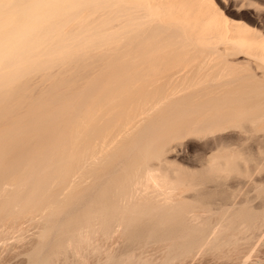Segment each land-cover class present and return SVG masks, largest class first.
<instances>
[{
	"label": "rangeland",
	"instance_id": "obj_1",
	"mask_svg": "<svg viewBox=\"0 0 264 264\" xmlns=\"http://www.w3.org/2000/svg\"><path fill=\"white\" fill-rule=\"evenodd\" d=\"M163 1V6H158L156 0L148 6L157 21L174 28L190 27L185 32L189 39L172 46L171 54L179 52L181 64L186 61L191 63L195 59L191 63L193 68L203 62L209 64L202 74L209 73L212 80L206 83V88L201 92L212 95L210 100L218 103L225 117L215 124L216 129L211 131L214 134H189L184 128L189 117L181 111L197 98L191 93H180L173 99L177 106L176 103L172 106V101H168L150 117L151 123L138 124L132 130L131 137L142 130L148 133L134 154L131 152L123 157L115 153L113 162L103 171L89 176L81 189V197L75 198L66 193V183L54 187V180L66 178V173L61 170L71 150L72 124H77L86 108L97 107L98 102L103 103L112 96L114 100L103 106L96 124H107V129L113 124L118 123V127L126 124L121 111L127 107V103H122L121 97L115 98L119 91V61L98 57V52L102 50L86 45L83 34L75 29L73 22H68L67 12L59 8L56 0H0V188L4 189L0 194V264H32L39 249L47 253L59 243L57 238L61 231L69 234L88 226V212L98 208L104 200L117 210L122 208L123 220L130 224L127 227L119 226L123 229L122 233H113L115 235L109 236L110 239L97 233L95 238L94 233L95 239L91 240L90 245L83 243L80 258L78 254L68 251L54 257L50 264H110L111 261L109 263L106 259L112 253L118 256L119 264H145L142 262L145 260L148 264H264V226H259L264 216V0ZM8 60H16L17 67L22 70L20 75L10 77L9 71L13 66L8 65ZM223 69L226 76L215 78ZM180 81L179 78L176 80ZM233 82L236 83L233 85ZM142 97L143 94L133 95L128 99L137 102ZM208 106L206 104L199 112L210 108ZM196 115L194 113L192 117ZM154 120H157L156 123ZM235 120L241 122L234 126L236 129L229 124ZM102 135L103 132L97 133L81 143L78 154ZM138 168L142 171H159L160 175L165 176L163 188L168 187V192L175 189V195H171L176 199L170 204L174 209H170L167 223L158 227V231L151 218L135 220V223L134 215H130V208L126 209L125 201L101 197L104 191L106 194L112 193L113 182L122 173ZM183 202L184 205L187 202L188 206L193 205L195 213L198 214L199 210L203 213L199 211V218L190 212L185 217L181 209L188 206H184ZM49 204L55 210L48 217V232L43 237L40 229L42 219L38 214ZM223 211L234 217L229 214L226 219ZM31 213L34 214L33 219ZM246 215L253 217L247 223L245 221L249 217L246 218ZM230 217L239 221L228 219ZM251 223L259 226L257 229L260 231L256 230L255 225L251 229ZM220 225L227 230L224 227L222 230ZM238 226L239 230H246L247 237L236 230ZM198 231L201 234L193 239ZM232 233L243 236L232 240ZM223 234L231 237L228 238V246L231 247L226 246L227 239ZM159 237H162L160 243ZM141 239H145V242L143 240L141 243ZM221 245L223 248H220ZM188 246H198L204 250L184 260L174 257ZM169 257L171 259L167 263Z\"/></svg>",
	"mask_w": 264,
	"mask_h": 264
},
{
	"label": "bare ground",
	"instance_id": "obj_2",
	"mask_svg": "<svg viewBox=\"0 0 264 264\" xmlns=\"http://www.w3.org/2000/svg\"><path fill=\"white\" fill-rule=\"evenodd\" d=\"M56 1L59 5V8L62 9V11L67 12L68 17H66V18H67L68 22L69 23H70V21L73 22L75 29L78 32H81L83 34V39H84L86 45L88 47L98 48V50H102L101 52H98V50H97V52L99 53L97 55L98 57H101V59H103V58L104 59L115 58L119 61V73H120L119 91H118V94L115 96V98L117 96H118L117 98L121 97L122 103L126 102L127 107L122 109V111H121V116L124 119L126 124H123L121 127H118V123L113 124L112 127L108 128V129L106 128L108 126L107 124H96V120H97V117L101 114L103 106L105 107V104L107 105V103L112 102L114 100L112 98L113 96L110 98H106V100L103 103L98 102L99 104L97 107H94V108H91L88 110L86 108V111L84 112V114L81 117H79L77 124H72L73 132L71 135V144H70L71 150L69 151L70 154L68 155V161L66 162V164L63 166V169L61 170L62 172L66 173V175H65L66 178L60 177V178H57L56 180H54V187L55 188L56 187L58 188L61 183H66L67 184L66 185L67 186L66 187V191H67L66 193H70V194L74 195L75 198L81 197V193H82L81 189L83 187V184L86 181H88L89 176H91L92 174L98 173L100 171H103L104 168L109 163L113 162V156L115 155V153L120 154L123 157H125V156L127 157L128 155L131 154V152H133V154H134L139 143H141L144 139H146L147 134H148L147 131L139 130V131H141V133L139 132L140 134L138 133V134H136V136L131 137L130 134L132 133V130H134L138 126V124H143V123L149 124V123H151L150 117L153 116L154 113L157 110H159L168 101H172V106H173L174 103H176V101H173V99L177 95H179L180 93H182V94L183 93H191L192 96L197 98V99L189 102L188 106L184 107L183 109L181 108L182 109L181 113L182 112L186 113L185 115H188V117H189V119H187L186 122L184 123L185 130L191 135L206 136V133H208V132H210V134H212V133L214 134V132H211V131L216 129L215 124H217L219 122V120H221L225 117V113L220 107H218L217 102H213V100H210L211 99L210 96H212V95L209 96V94L207 92L206 93L201 92L206 88V86H205L206 83L210 82V80H212V78H210L211 75H209V73L202 74V70L207 68L209 66V64L207 62L206 63L203 62L199 66H197L196 68H193V66H191V63L196 61L195 59L191 63H189L190 61L189 62L186 61L185 64H181V58L182 57H180L179 52L174 51V53L171 54L172 50L174 49V48H172V46H174L175 44H177L181 41H187L189 39V36H187V34H186L190 30V27L188 25L181 26L182 28L180 29V28L169 27V26L164 25V24L160 23L159 21H157L153 17V13L151 12L150 8L148 7L154 0H56ZM156 4L158 6H163V5H165V2L163 0H156ZM182 31H184V32L182 33ZM63 33H64V31H63ZM184 33H185V35H184ZM75 36H76V34H75ZM213 55H211V56H213ZM206 58L207 57H205L204 61L206 60ZM220 58H221V56H220ZM7 62H8L9 66H11V65L13 66L11 68V70L9 71L10 77L18 76L21 74L22 70H20L17 67L18 63L16 62V60H8ZM209 63H211V62H209ZM26 66H27V64H26ZM234 66H232V67H234ZM22 67H25V66L23 65ZM224 69L222 70L221 73H218L216 71L215 73H218V74H216L217 76L215 78H217V77L220 78V76H223L224 72H225ZM231 69H234V68H231ZM25 70H27V69H25ZM28 70H29V68H28ZM228 70H229V67H228ZM230 71H232V70H230ZM234 71L235 70H233L232 72H234ZM24 73L26 74L25 71H24ZM24 73H22L23 76H24ZM225 74H227V73H225ZM224 76H226V75H224ZM224 76L221 78H224ZM87 78H89V77L87 76ZM178 78L181 80L180 82H176V80ZM215 78H214V80H216ZM237 79H239V78L237 77ZM234 83H236V82H233V85H234ZM231 84H232V82H231ZM229 85H230V83H229ZM207 87H208V85H207ZM227 87H229V86L227 85ZM227 87H225V88H227ZM237 87H238V85H237ZM239 89H241V88H239ZM257 89L258 88H256V90ZM228 91H229V89H228ZM237 91H239V90H237ZM235 92L236 91H234V93ZM95 93H96V91H95ZM52 94H53V92H52ZM141 94H143V97L141 100L139 99V101H137V102H134V101L128 99V98L132 97L133 95H141ZM13 97H14V95H13ZM242 99H243V96H242ZM188 100L189 99H187V101ZM210 101H212V102H210ZM238 101H239V99H238ZM248 101H250V100H248ZM206 104L209 105L208 107H210V108H208L204 112L200 113L199 111H201L202 107L205 106ZM175 106H177V103ZM196 106H198V107H196ZM231 110H232V108H231ZM234 110H235V108H234ZM109 113L110 112H108L107 114H109ZM194 113L197 115L195 117H192V115ZM163 115H164V113H163ZM167 116H168V114H167ZM8 117H10V116H8ZM162 118L164 119V117H162ZM262 118H263V116H262ZM156 119H157V117H156ZM160 120H161V118H159V122H160ZM166 120H165V122H166ZM254 120L256 121V119H254ZM257 120H259V119H257ZM155 121H157V120H154V123H156ZM161 122L163 123V121H161ZM229 124L231 126H233L234 129H236L234 126H236L237 124L240 125L241 122L235 120V121H231ZM252 124H254V122ZM160 125H162V124H160ZM147 127H142V129L147 128ZM154 128H156V127H154ZM100 132H103L102 137L99 140L95 139V141L92 139L93 143L84 147L83 151H81L78 154V149H79V147H81L80 144L85 142V140H90L89 139L90 137H92V136L94 137V135H96L97 133H100ZM202 134H205V135H202ZM192 137H194V136H192ZM148 138H150V137H148ZM157 139L158 138H156V140ZM149 142H150V140H149ZM8 158H10V157H8ZM114 158H116V157H114ZM213 159H212V161H213ZM118 162H119V160H118ZM115 165H117V164H115ZM122 166H124V165H122ZM214 169H216V168H214ZM229 169H230V167H229ZM109 170H111V169H109ZM150 170L151 169H147L145 171H142L141 169L138 168V169L134 170L133 172H127V173L121 172L122 173L121 176L118 179L114 180V182H113L114 187L112 189V193L106 194V191H104L105 194L101 195V197L105 198L108 196L110 199L115 198L114 201H119L120 199L125 201L127 204L126 209L130 208V211H131L130 215H134V221L135 220L139 221L142 219L150 220V218H151L153 221L155 230L158 231V229H157L158 227L167 223L166 222L167 221V219H166L167 214L170 211V209L173 208L172 205H170V204H172L173 200L176 199V198H174L176 196L173 197V195H175L173 193V190L175 191V189H172V190L170 189L171 190L170 191L171 193H170L167 191L168 187L166 189L163 188L164 183H165V182L163 183V181L165 179L164 174H163V176H164L163 177L162 175H160L159 171H158V173H159L158 174L157 171H150ZM227 172H229V171H227ZM57 175H58V173H57ZM97 182H99V181H97ZM168 185H169V183H168ZM2 187H4V186H2ZM55 188H53V189H55ZM176 189H178V188H176ZM3 191H4V189L0 188V194ZM64 192H65V189L63 190V194H64ZM107 193H108V191H107ZM172 193H173V195H171ZM2 196H3V194H2ZM179 197L181 198V195ZM179 197H178V199H179ZM65 198H66V196H65ZM106 199H108V198H106ZM117 199H119V200H117ZM181 199H183V198H181ZM48 200H49V198H48ZM112 203H113V200H112ZM118 204H120V203H118ZM182 204L184 205V202ZM188 204L189 203L187 202V204H185V205L188 206ZM122 206H124V205H122ZM197 207H199V206H197ZM200 207H201V205H200ZM192 208H193V205L192 206L189 205L188 207L185 206V208L183 207L181 209V211L184 213L185 217L189 212L191 214H193L194 216L200 215L199 211L202 212V210H199V208H197V210H199V211H197L198 212V214H197V213H195L196 212L195 210H194L195 212L193 211V209L195 207L193 209ZM121 209L122 208L117 210L110 203H108L106 200H104L103 204H100V206L98 208H96V209L93 208L92 211L88 212L89 213L87 215L88 226L86 225V227H82V228L80 227L76 231H72L69 234L65 233V231L64 232L61 231L58 235V238H57L59 243L56 246H54V248H51V251H49L47 253H45V251H41L39 249L36 253V256H35L32 264H50L54 261V257L59 256V255H64L68 251L75 253V255L78 254V256L80 258V255H82V254L79 255V252L81 250V247L84 245L83 243H86L85 245H90L89 243H91V240L96 238V233L99 234L100 236H103L104 238L105 237L109 238V236H112L113 233H115V234L122 233L123 229L120 228L119 226L127 227L130 223L128 224L125 220H123L124 218L122 217L123 214H121V211H120ZM54 210H55V207L52 204H49L46 208H44V210H42L38 214V216H40L42 219V224H40L42 226L40 227V229H41V235L43 237L46 236V234L48 232L47 231L48 230V227H47L48 217L50 214H52L54 212ZM191 210L193 213L191 212ZM229 211L232 212L233 210L231 211L229 209ZM239 211H240V209H239ZM242 211L243 210L241 208V213H242ZM249 211H251V210L249 209ZM216 213L218 215V212H216ZM223 213H225V211H223ZM232 213L235 214L234 212H232ZM238 213L240 214V212H238ZM246 213H249V212L247 211ZM229 214L231 216L233 215V214L228 213V212H227V214L225 213L223 215L224 216L227 215L225 217L227 219ZM31 215H32L31 218L33 219L34 214L31 213ZM174 215L175 214H173V216ZM203 215L201 217H203ZM247 215H249V214H247ZM247 215H246V218L251 216V215H249V216H247ZM171 216L172 215L170 214V217ZM224 216H223V218H224ZM175 217H176V215H175ZM199 217L200 216H198V218ZM233 217H234V215H233ZM233 217H230L228 219H231ZM242 217H243V215H242ZM251 218H253V217H251ZM251 218L249 217L248 220L245 222L247 223L249 220H251ZM195 219H197V218L195 217ZM218 219L220 220L221 218H218ZM218 219H216V220L218 221ZM226 219H225V223L227 224ZM244 219H245V217H244ZM183 220H185V218ZM212 220H214V219H212ZM234 220L236 221V219H234ZM234 220H233V222H235ZM136 221H135V223H136ZM237 221H239V220H237ZM219 222H217V223L219 224ZM256 222H257V220H256ZM256 222H253V223H256ZM241 223H242V221H241ZM11 224H14V223L11 222ZM17 224H18V221H17ZM131 224H133V223H131ZM233 224L235 225V223H233ZM19 225H20V223H19ZM142 225H143V223H142ZM224 225H220V226H222V230H223V227H224V230H227L225 228L226 225L225 226ZM254 225H255V227L257 226L256 224H254ZM254 225L253 224H252V226L250 225L251 229L253 228ZM261 225L264 226V216L262 217L261 223H259V226H261ZM239 226L241 227V225H239ZM239 226L237 227L236 230L242 231L241 233H243L244 236H246L245 235L246 230H244L245 232H243V230H239L238 229ZM259 226L256 227L257 231L259 230V229H257ZM213 227H214V225H213ZM232 227L234 229L233 225H232ZM214 228L215 229L217 228L216 225ZM218 228L221 229L220 227H218ZM227 228H229V227H227ZM246 228H247V226H246ZM151 230H153V229H151ZM212 230H213V228H212ZM216 232L217 231H215V234H216ZM229 232H231V231H229ZM247 232L249 233L250 231H247ZM253 232H254V230H253ZM94 233H95V238H94ZM234 233H232L233 234L232 238L230 236L226 235V234H229L228 232L225 235L223 234V236L224 237L226 236V239H227L226 240L227 244L224 243V246H225V244H226V246H228V242H230V240L228 239L229 237L233 240V238L235 239L238 236H241V238H242V236H243L242 234L240 235V233L237 235L236 234L234 235ZM115 234H113V236ZM150 234L152 235V233H150ZM200 234H201V231L196 232V234L193 236V239H197ZM126 236H127V234H126ZM219 237H221V236H219ZM219 237H217V238H219ZM224 237L222 239H224ZM151 238L153 239V236ZM159 239L160 240H158V242L162 241L161 240L162 237L161 238L159 237ZM207 239L208 238H206V240ZM141 240H140V242H141ZM143 240L145 242V239H143ZM143 240L141 243H143ZM195 241H197V240H195ZM216 241L220 242V240H218V239ZM222 241H225V240H222ZM147 242H148V239H147ZM153 242H154V240H153ZM156 242H157V239H156ZM171 242H169V243L171 244ZM92 243H93V241H92ZM134 243H136V242H134ZM178 243H180V242H177V244ZM218 243H217V246H218ZM127 244H129V243H127ZM138 244H140V243H138ZM170 244H167V245L170 246ZM233 245H234V243H233ZM182 246H184V245H182ZM222 246L223 245H221L220 248ZM229 246H228V248H229ZM203 248H204V245H203ZM203 248L198 247V246H193V247H189V248L186 247L180 253H176L175 255L172 254V256L174 255V257H177L180 259L182 258V260H184L185 258H190L192 256L193 257L196 256V254H198L201 250L207 249V247L204 249ZM173 250H175V249H173ZM161 252H162V250H161ZM115 256H116L115 253L110 254L108 256L109 258L106 259V261H109V263L111 261L110 264H119V263H117V261L119 260V259H117L118 256L117 257H115ZM140 256H142V255H140ZM132 257L133 256H130V258H132ZM161 257H162V255H161ZM164 258H165V256H164ZM128 259H129V257H128ZM170 259H171L170 257L166 259L167 263H168V260H170ZM130 260H132V259H130ZM141 260H142V258H141ZM163 260L161 259V261H163ZM145 261H142V262H144L145 264H148V262H145ZM173 261H174V259L171 262H173ZM137 262H139V261H137ZM150 264H151V262H150Z\"/></svg>",
	"mask_w": 264,
	"mask_h": 264
}]
</instances>
